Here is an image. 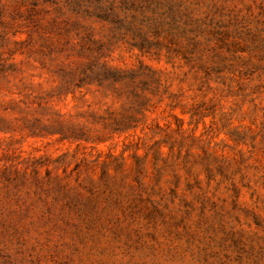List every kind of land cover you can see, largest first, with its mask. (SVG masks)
<instances>
[{"label": "rangeland", "instance_id": "obj_1", "mask_svg": "<svg viewBox=\"0 0 264 264\" xmlns=\"http://www.w3.org/2000/svg\"><path fill=\"white\" fill-rule=\"evenodd\" d=\"M0 264H264V0H0Z\"/></svg>", "mask_w": 264, "mask_h": 264}]
</instances>
